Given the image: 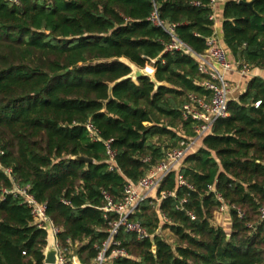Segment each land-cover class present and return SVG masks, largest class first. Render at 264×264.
Segmentation results:
<instances>
[{
	"label": "trees",
	"instance_id": "trees-1",
	"mask_svg": "<svg viewBox=\"0 0 264 264\" xmlns=\"http://www.w3.org/2000/svg\"><path fill=\"white\" fill-rule=\"evenodd\" d=\"M154 12L162 26L150 20ZM213 14L211 0H0L2 162L47 204L60 247L78 244L81 264H93L117 218L105 217L103 190L121 198L128 181L196 135L183 111L190 94L211 95L198 56L215 34ZM172 26L191 51L167 50ZM221 38L240 67L264 71V0L225 1ZM124 59L153 66L158 84L130 78ZM228 109L163 179L157 195H167L132 215L151 236L122 230L116 241L128 255L106 264H264V77H252ZM14 181L0 169V264H45L47 231L11 192ZM222 206L230 231L213 222Z\"/></svg>",
	"mask_w": 264,
	"mask_h": 264
},
{
	"label": "built area",
	"instance_id": "built-area-1",
	"mask_svg": "<svg viewBox=\"0 0 264 264\" xmlns=\"http://www.w3.org/2000/svg\"><path fill=\"white\" fill-rule=\"evenodd\" d=\"M18 2V0H12ZM218 0H211V5L214 7ZM214 19V16H212ZM150 20L159 26L163 25V22L159 19L158 14L154 12L150 17ZM169 32L172 36V41L167 46L169 51H191L187 44L181 41L174 33V26L170 27ZM199 71L200 73L207 75L201 84L211 91L210 98L205 96H198L196 94H190L189 102L185 104L183 115L185 118H191L197 122L195 126L196 135L191 139L181 140L178 146L168 149L165 157L156 165L150 168L147 175L143 176L139 181L133 183L128 181L124 187L123 196L119 199H115L110 192L103 190L104 205L101 207L106 213L105 217L108 218L109 213H115L117 218L110 221V227L108 229V238L103 243L102 249L98 256L94 260L93 264H106L108 258H116L118 256H126L128 252L124 248H120V242L116 241L117 235L122 231L136 234L139 240L150 237L146 228L131 217L135 214L140 203L147 198L152 197L153 192L158 193V189L163 179L173 170L182 165L189 150L197 145L198 140L210 131L212 123L220 117H227L229 115V94L231 91V84L226 79L225 72L229 71L233 67V63L229 60L228 52L226 48L219 42L217 36L214 34L207 39V48L203 54L199 56ZM240 66V63H237ZM243 74H248L250 67L246 64L240 67ZM259 104V103H258ZM92 136L96 135L97 129L92 123L87 124ZM112 140L105 142L107 148L108 160L110 163V169L114 170L116 161V151L111 146ZM147 159L146 161H148ZM0 169L14 181L13 169L10 167H4L2 162V155L0 153ZM180 184H186V181L182 176L179 177ZM7 192V190H4ZM11 192L15 196H20L23 202L30 208L33 216V223L41 228H46L48 223H52L54 234L60 231L56 227L53 221L49 218L47 213V204L40 202L30 192L28 185L22 186L18 182L14 181ZM171 195V193H169ZM167 192H161L160 197L154 198L157 202L161 198L165 197ZM69 204V201H64ZM225 206L220 209L225 210ZM260 219L264 220V206L260 208ZM240 216H243V212L240 211ZM193 218H195L193 216ZM167 221V219H165ZM252 227V225H249ZM59 249L58 263L57 264H80L77 257H75L74 251H72L73 244L71 240H68L67 247H60L57 240ZM109 250L111 253L109 254Z\"/></svg>",
	"mask_w": 264,
	"mask_h": 264
},
{
	"label": "crops",
	"instance_id": "crops-1",
	"mask_svg": "<svg viewBox=\"0 0 264 264\" xmlns=\"http://www.w3.org/2000/svg\"><path fill=\"white\" fill-rule=\"evenodd\" d=\"M227 0H218L217 4L213 7L214 8V31L215 35L217 36L219 42L223 45L222 43V22H223V5ZM229 60L234 64L232 69L225 72L226 79L230 82L231 84V91L229 94V99L234 100L239 97L240 94H242L249 82V80L254 77V76H263L264 77V71L260 68H252L250 67L249 73L248 74H243L240 70L239 62H235L231 57H229ZM153 71L155 69L153 68ZM152 197H157V192L152 193ZM216 215L215 219L217 220L218 224L222 227L227 226V230L230 231L231 229V220H230V214L229 211L225 208V210L220 209L219 211L215 212ZM225 215V217H223ZM222 220L223 222H220ZM77 257V255H74ZM78 258V257H77ZM79 260V259H78ZM80 262V261H79ZM81 264V262H80Z\"/></svg>",
	"mask_w": 264,
	"mask_h": 264
},
{
	"label": "water",
	"instance_id": "water-1",
	"mask_svg": "<svg viewBox=\"0 0 264 264\" xmlns=\"http://www.w3.org/2000/svg\"><path fill=\"white\" fill-rule=\"evenodd\" d=\"M123 61L128 63L133 69L132 74L129 75L130 78L137 80L140 77L148 76L152 79V81L154 83L158 84V81L155 77V71L149 72V70L147 68L138 67L135 64L131 63L127 59H124ZM134 68H136V69L134 70ZM77 158L79 160L85 161L87 163H93L94 162V159L87 157V156H78ZM45 230L47 231V246L44 250V256H45L44 263L45 264H57L58 263L59 249H58V245H57V237L54 234L52 223H48ZM155 250H156V248H154V251Z\"/></svg>",
	"mask_w": 264,
	"mask_h": 264
},
{
	"label": "rangeland",
	"instance_id": "rangeland-1",
	"mask_svg": "<svg viewBox=\"0 0 264 264\" xmlns=\"http://www.w3.org/2000/svg\"><path fill=\"white\" fill-rule=\"evenodd\" d=\"M151 67V68H153V66H151V65H147L145 68H147V67ZM136 68H134V70H135ZM230 214V213H229ZM215 216H218V215H216V214H214V220H213V222L216 224V225H219L218 224V222H217V220L215 219ZM223 217H225V215H223ZM231 220V219H230ZM220 222H223L222 220H220ZM220 226V225H219ZM227 226H229V225H225V227H223V228H227ZM230 227V226H229ZM159 234H161L167 241H169L170 243H174V241H175V237H174V235L172 234V232L170 231V229H168V228H163V226H161V228H160V230H159ZM76 245H78V244H76ZM75 247L76 246H73V249H72V251H74L75 250Z\"/></svg>",
	"mask_w": 264,
	"mask_h": 264
},
{
	"label": "bare ground",
	"instance_id": "bare-ground-1",
	"mask_svg": "<svg viewBox=\"0 0 264 264\" xmlns=\"http://www.w3.org/2000/svg\"><path fill=\"white\" fill-rule=\"evenodd\" d=\"M147 69L149 70V72H153V69L151 67H147Z\"/></svg>",
	"mask_w": 264,
	"mask_h": 264
}]
</instances>
